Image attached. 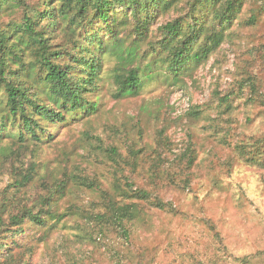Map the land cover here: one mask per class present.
<instances>
[{
	"label": "rangeland",
	"instance_id": "obj_1",
	"mask_svg": "<svg viewBox=\"0 0 264 264\" xmlns=\"http://www.w3.org/2000/svg\"><path fill=\"white\" fill-rule=\"evenodd\" d=\"M22 17L9 11L0 23ZM141 54L142 68L155 58L148 45ZM130 61L103 51L92 115L49 125L42 143H19L16 128L0 138L4 228L65 188L45 199L55 216L46 227L0 228V264H264V145L243 158L234 149L264 137V106L250 99L251 85L264 96V0H245L198 69L174 80L158 65L138 94L120 98L113 77ZM217 93L231 96L232 110L215 109ZM129 184L165 206L126 198ZM111 202L125 232L98 217L111 215Z\"/></svg>",
	"mask_w": 264,
	"mask_h": 264
},
{
	"label": "trees",
	"instance_id": "obj_2",
	"mask_svg": "<svg viewBox=\"0 0 264 264\" xmlns=\"http://www.w3.org/2000/svg\"><path fill=\"white\" fill-rule=\"evenodd\" d=\"M0 4V20L9 11L23 13L20 22L0 23V138L16 128L18 142L42 143L49 125H60L97 112L99 97L92 100L101 81L102 54L105 49L117 51L131 60L128 69L113 77L116 96L138 94L154 68L162 65L174 80L198 69L224 41L226 32L241 13L245 0H10ZM178 13L161 23L168 13ZM256 17V16H255ZM255 21L249 20V25ZM123 33V35H121ZM155 42V43H154ZM151 47L155 56L144 68L141 46ZM245 85L241 86L243 89ZM254 93L250 99L264 106V96ZM231 96L214 95L211 102L233 109ZM252 101V100H251ZM195 108L193 115L199 116ZM49 139L52 137L48 136ZM264 145V137L234 146L238 155L252 153ZM24 179L30 177L24 176ZM128 183V182H127ZM14 187V185H13ZM128 199L146 201L163 208L165 204L141 189L127 186ZM65 188L59 186L40 203L39 210L25 209L2 221L5 209L0 205V228L17 231L22 223L46 227L55 220L47 202ZM8 202V201H7ZM106 218L122 227L123 216L113 202Z\"/></svg>",
	"mask_w": 264,
	"mask_h": 264
}]
</instances>
